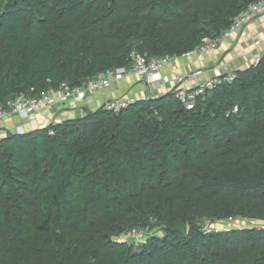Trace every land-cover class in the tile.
I'll use <instances>...</instances> for the list:
<instances>
[{"label":"trees","instance_id":"1","mask_svg":"<svg viewBox=\"0 0 264 264\" xmlns=\"http://www.w3.org/2000/svg\"><path fill=\"white\" fill-rule=\"evenodd\" d=\"M258 1L0 0V107L181 57ZM231 74L193 110L172 91L0 137V264H264V228L203 227L264 222V56Z\"/></svg>","mask_w":264,"mask_h":264},{"label":"built area","instance_id":"2","mask_svg":"<svg viewBox=\"0 0 264 264\" xmlns=\"http://www.w3.org/2000/svg\"><path fill=\"white\" fill-rule=\"evenodd\" d=\"M263 14L264 0L251 4L246 11L242 12L234 19L232 26L228 30L216 38H205L201 46L196 47L181 57L166 56L163 58H148L146 55L133 52L131 56L134 61V66L131 70H108L99 74L96 78L88 80L83 86H71L68 83H62L57 90H50L40 97H31L25 94L15 96L8 100L5 106L0 107V124L5 120L17 118L31 127L42 128L55 125L58 122L54 117V102H58L66 108L76 110L89 96L106 91L115 83L124 80L126 76L131 74L146 78L148 83L159 84L162 78V71H164L174 59L190 58L202 53L217 50L222 42L231 38L233 34L242 31L247 27H251L252 24ZM243 55H246V53H243ZM261 58L262 56L260 55L253 57L252 64L256 66L261 61ZM203 75L204 70H195L176 76L177 86L174 91L178 101L187 110H193L197 98L205 94L208 90L215 88L218 84L232 82L234 80V75L230 73L213 79H206L201 83L192 86V83L197 82L198 78L203 77ZM151 98L155 99L158 98V96H152ZM138 100H140V98L133 95L124 96L122 98L108 101L103 108L107 111L119 112L128 108ZM11 131L24 134L26 128L25 125L19 124L14 126ZM51 134H53V132H51ZM253 222L254 226H248L244 222V219L232 217L218 222L205 220L203 227L207 232L214 229L216 226L225 229L256 226L264 228V222ZM148 237L149 231L147 229H132L123 232L116 239L118 241L128 242L131 245L139 246L141 243L146 242Z\"/></svg>","mask_w":264,"mask_h":264},{"label":"crops","instance_id":"3","mask_svg":"<svg viewBox=\"0 0 264 264\" xmlns=\"http://www.w3.org/2000/svg\"><path fill=\"white\" fill-rule=\"evenodd\" d=\"M243 53H246V55H243ZM257 55L264 56V14L251 27L233 34L231 38L222 42L217 50L190 58L174 59L162 71L159 84L148 83L146 78L131 74L106 91L89 96L76 110L54 102V117L58 123H62L66 120L81 118L88 112L103 107L108 101L124 96L133 95L140 99L163 96L174 91L177 86L176 76L179 74L204 70L203 77L192 83V86H195L206 79H213L248 69L251 66L253 57ZM19 124L25 125L26 130L39 128L28 126L24 121L14 118L5 120L0 124V136H6L9 131L13 130L14 126Z\"/></svg>","mask_w":264,"mask_h":264},{"label":"water","instance_id":"4","mask_svg":"<svg viewBox=\"0 0 264 264\" xmlns=\"http://www.w3.org/2000/svg\"><path fill=\"white\" fill-rule=\"evenodd\" d=\"M173 231H178V232H181L182 234L186 235L188 232V226H187V224L183 223V224H180V225L176 226L175 228H173Z\"/></svg>","mask_w":264,"mask_h":264},{"label":"rangeland","instance_id":"5","mask_svg":"<svg viewBox=\"0 0 264 264\" xmlns=\"http://www.w3.org/2000/svg\"><path fill=\"white\" fill-rule=\"evenodd\" d=\"M244 222H245L246 225H248V226H254V222H253V220H250V219L245 218V219H244ZM217 228H218V227H217Z\"/></svg>","mask_w":264,"mask_h":264}]
</instances>
